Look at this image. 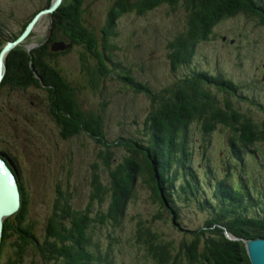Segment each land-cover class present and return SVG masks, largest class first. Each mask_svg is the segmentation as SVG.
Masks as SVG:
<instances>
[{
    "label": "trees",
    "instance_id": "trees-1",
    "mask_svg": "<svg viewBox=\"0 0 264 264\" xmlns=\"http://www.w3.org/2000/svg\"><path fill=\"white\" fill-rule=\"evenodd\" d=\"M52 2L44 0L43 6L16 32L0 24V51L7 40L17 39L33 16L50 7ZM83 3L84 0H63L53 13L55 24L61 25L65 31L66 40L57 43L66 45V49L71 43L86 49L94 48L91 53L96 59L91 72L95 73L94 80L98 83L112 74L110 65L113 66L117 79L130 86L128 90L147 95L152 110L146 117L143 133L109 140L102 115L81 112L63 72L50 63L54 56L66 49L54 52L52 44H44L30 52L19 45L10 50L4 60L5 76L0 83V94L14 87L19 90L31 86L46 87L49 101H55L51 105L53 115L58 125L63 127L61 136L69 138L83 131L93 138L102 147L98 163L108 171V180L106 184L101 183L97 172L99 164H95L90 177V200L84 210L74 208L72 194L57 189L46 219L45 233L39 239L34 224L27 220L29 203L26 187L18 174L21 205L15 214L4 220L0 264H24L30 249L45 264H114L111 245L101 243L97 231L107 223L120 226L139 180L149 189L152 202L162 209V213L168 214L171 224H178L184 208L206 214L204 226L188 230L191 240L181 241L178 248L172 242L164 241L149 226L143 227L138 220L134 242L143 246L146 261L149 260L150 264H251L243 242L229 239L226 232L235 237L264 238V172L258 169L264 167V150L261 148L264 145V112H254L249 108L245 111L241 103L250 107L264 106L258 104L255 92L251 90L249 96L242 98L234 108L220 109L214 89L232 97L236 94V83L222 70L201 67L196 62L195 52L198 44L208 38L219 21L235 15L239 9L263 18L264 5L254 0H136L134 4H130V0H119L109 9L100 34L102 46L98 50L95 47L97 36L84 26L82 20ZM164 4L184 8L188 20L176 40L168 44L172 72L177 73L181 69L184 74L159 94L144 83L133 82L128 69L119 68L121 64L112 62V56L117 49L113 40L118 35V18L132 11L144 15ZM93 43L94 46L91 45ZM86 68L89 74L87 64ZM217 126L229 134L231 163L226 166L222 178L205 153L207 141ZM193 127L200 128L203 141L201 168H198L195 150L191 146L194 142L191 137ZM114 147L123 148L127 154L112 167L111 149ZM0 154L7 156L9 153L0 150ZM93 203H96L95 211ZM13 236L17 240L4 260L3 246ZM201 243L207 253L197 251Z\"/></svg>",
    "mask_w": 264,
    "mask_h": 264
},
{
    "label": "rangeland",
    "instance_id": "rangeland-1",
    "mask_svg": "<svg viewBox=\"0 0 264 264\" xmlns=\"http://www.w3.org/2000/svg\"><path fill=\"white\" fill-rule=\"evenodd\" d=\"M118 1L84 0L82 20L84 26L93 30L97 36L98 43L95 47L98 50L102 46L100 34L109 9ZM135 2L136 0H130V4ZM261 3L264 0H259L258 4ZM43 4L44 0H0V24H5L11 32H16ZM56 10L51 16L47 13L40 15L29 34L11 50L19 45L30 52L40 45L65 41L64 28L55 24L57 21L53 13ZM187 20L188 14L184 8H172L166 4L144 15L133 11L123 14L116 21L118 35L113 42L117 49L112 56V62L121 64L119 68L126 67L133 82L144 83L154 93L162 94L165 87L171 86L173 81L184 74L181 69L177 73L172 72L168 44H172L185 29ZM51 40L55 42L49 43ZM91 45L94 46L95 43ZM64 46L66 49L67 46ZM93 49L71 43L69 49L49 61L54 68L56 66L57 70L63 72L64 80L73 90V97H76L80 111L102 115L104 131L109 140L138 136L144 132L143 125L152 110L150 100L144 93L128 90L130 86L117 79L111 65L112 74L97 83L94 80L95 73L91 74L96 66V59L91 54ZM196 52V62L201 67L221 68L239 82H246L255 92L258 104L263 106L264 20L258 15L239 9L235 15L219 21L208 38L198 44ZM86 64L90 75L87 73ZM119 68L117 70L120 71ZM4 76L5 71L2 78ZM244 85L238 84L239 89L243 91ZM3 91L0 94V150L9 153L7 157L13 162L21 182L26 187L29 203L27 220L34 224L35 233L42 239L57 189L73 195L74 208L84 210L88 205L91 193L90 177L93 166L99 164L98 153L102 147L83 131L69 138L61 136L63 127L56 122L51 106L55 101H49L50 95L46 87L31 86L25 90L14 87ZM214 97L220 109L227 106L234 108L240 103L237 95L230 97L217 89H214ZM241 104L245 111L249 108L254 112H264V108L257 105L250 107L246 103ZM200 132L199 127L191 130L194 140L191 146L195 150L198 168H201L200 155L203 151ZM228 139L229 134L217 126L207 141V152L205 151L210 158V164L219 172L221 178L225 176L226 166L231 163ZM261 148L264 150L263 144ZM111 152L112 167L120 163L127 154L121 147H114ZM97 167L101 183L106 184L108 171L101 164ZM258 169L264 172V167ZM93 204L95 211L96 203ZM126 210L120 226L107 223L97 231L99 241L106 246L111 245L109 247L113 250L114 264H150L149 260L144 259L143 246L134 242V228L138 220L143 227L149 226L164 241L172 242L178 248L181 241L191 240L188 230L204 226L206 217L205 213L193 208H184L183 215L178 219V226L171 224L168 214L162 213V209L152 202L149 189L140 180L136 183L135 194ZM93 217L91 214V218ZM233 236L226 234L231 239ZM16 240L17 237L13 236L5 242L4 260L12 251L11 246L14 247ZM198 248L197 251L207 253L202 243ZM23 263L45 264L32 249L27 251Z\"/></svg>",
    "mask_w": 264,
    "mask_h": 264
},
{
    "label": "water",
    "instance_id": "water-1",
    "mask_svg": "<svg viewBox=\"0 0 264 264\" xmlns=\"http://www.w3.org/2000/svg\"><path fill=\"white\" fill-rule=\"evenodd\" d=\"M62 0H54L52 5L38 12L32 21L27 25L23 33L14 42L7 41L0 51V82L2 81L3 71H5L4 60L11 48L29 34L38 17L47 13L51 16L61 4ZM62 43L52 45V50L64 49ZM17 170L13 163L4 154H0V244L3 238L4 220L15 214L21 205V194L16 178ZM245 244L247 256L251 264H264V238L242 239Z\"/></svg>",
    "mask_w": 264,
    "mask_h": 264
},
{
    "label": "flooded vegetation",
    "instance_id": "flooded-vegetation-1",
    "mask_svg": "<svg viewBox=\"0 0 264 264\" xmlns=\"http://www.w3.org/2000/svg\"><path fill=\"white\" fill-rule=\"evenodd\" d=\"M259 0H256V3H258ZM255 14V13H254ZM259 16V15H258ZM262 20H264V17L262 18L261 16H259Z\"/></svg>",
    "mask_w": 264,
    "mask_h": 264
},
{
    "label": "bare ground",
    "instance_id": "bare-ground-1",
    "mask_svg": "<svg viewBox=\"0 0 264 264\" xmlns=\"http://www.w3.org/2000/svg\"><path fill=\"white\" fill-rule=\"evenodd\" d=\"M243 6V5H242ZM254 156V155H253ZM54 231V230H53Z\"/></svg>",
    "mask_w": 264,
    "mask_h": 264
}]
</instances>
